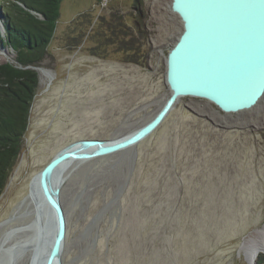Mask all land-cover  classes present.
Wrapping results in <instances>:
<instances>
[{
  "label": "rangeland",
  "instance_id": "obj_1",
  "mask_svg": "<svg viewBox=\"0 0 264 264\" xmlns=\"http://www.w3.org/2000/svg\"><path fill=\"white\" fill-rule=\"evenodd\" d=\"M169 2L64 0L37 67L53 77L37 71L23 148L0 196V226L12 219L0 240L34 219L21 203L58 152L82 139L124 137L164 106L166 59L181 26ZM15 60L0 47V65ZM60 201L62 264H257L264 251L252 261L242 249L264 228V99L226 114L182 98L136 148L70 165ZM31 253L16 247L0 264H30Z\"/></svg>",
  "mask_w": 264,
  "mask_h": 264
},
{
  "label": "water",
  "instance_id": "obj_2",
  "mask_svg": "<svg viewBox=\"0 0 264 264\" xmlns=\"http://www.w3.org/2000/svg\"><path fill=\"white\" fill-rule=\"evenodd\" d=\"M170 7L180 16L184 31L166 59L168 100L147 123L124 137L71 143L33 178L40 202L27 244L31 264H62L67 219L60 193L70 165L136 148L160 128L182 98L204 99L226 114L250 110L264 99V0H172Z\"/></svg>",
  "mask_w": 264,
  "mask_h": 264
},
{
  "label": "trees",
  "instance_id": "obj_3",
  "mask_svg": "<svg viewBox=\"0 0 264 264\" xmlns=\"http://www.w3.org/2000/svg\"><path fill=\"white\" fill-rule=\"evenodd\" d=\"M63 2L4 0L0 6V47L16 54L15 64L0 65V196L28 130L39 85V75L34 68L46 57ZM257 264H264V259Z\"/></svg>",
  "mask_w": 264,
  "mask_h": 264
},
{
  "label": "bare ground",
  "instance_id": "obj_4",
  "mask_svg": "<svg viewBox=\"0 0 264 264\" xmlns=\"http://www.w3.org/2000/svg\"><path fill=\"white\" fill-rule=\"evenodd\" d=\"M171 3H172V0H170L169 4L171 5ZM171 13L178 20V23L181 24V26L179 28V33L177 34L178 38L175 41V43H177L178 39L180 38L181 34L184 31V27H183V22H182L180 16L177 13H174L172 10H171ZM38 70H39L40 76L45 80L51 79L53 77L52 72L46 68L42 67ZM169 96H170V92L166 98V101L168 100ZM166 101H165V103H166ZM253 109L254 108L247 110V111H244V112L247 113V112L252 111ZM79 163H81V162L73 163L72 165H77ZM39 202H40V194H39L37 186H36V181L32 179V181L30 182V185H29V195L26 196V198L23 200L21 205L24 203L29 204L33 209V215H35L36 207L38 206ZM10 221H12V219L6 221L1 226L7 225L8 223H10ZM30 224L31 223H29L26 226L25 225L14 226L12 229H9L2 236V239L0 240V251H3V253L5 254V257L7 258V260L9 262L12 260V254H13V251L16 247H20L22 249H27V250H29V252L31 251L29 249V247L27 246V244L30 243V240H29V237L31 235ZM27 232L28 233L30 232V235L28 237L22 238V239L19 238L18 240H16L17 242L11 240L14 233H17L20 235L22 233H27ZM242 250L244 251V253L247 254V256L250 260L255 261L258 258V256L260 255V253L264 251V228L262 230H259L255 235L251 236V238L248 239V241L244 244ZM31 263H32V253H31V257H30V264Z\"/></svg>",
  "mask_w": 264,
  "mask_h": 264
}]
</instances>
